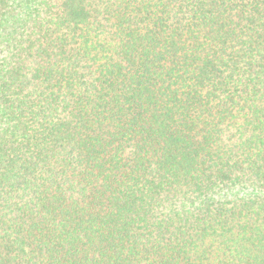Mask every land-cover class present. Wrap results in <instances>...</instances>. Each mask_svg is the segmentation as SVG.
<instances>
[{
    "label": "trees",
    "instance_id": "1",
    "mask_svg": "<svg viewBox=\"0 0 264 264\" xmlns=\"http://www.w3.org/2000/svg\"><path fill=\"white\" fill-rule=\"evenodd\" d=\"M0 264H264V0H0Z\"/></svg>",
    "mask_w": 264,
    "mask_h": 264
}]
</instances>
